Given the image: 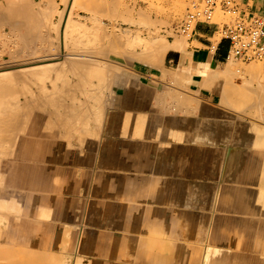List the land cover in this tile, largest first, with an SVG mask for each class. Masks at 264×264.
<instances>
[{
	"label": "crops",
	"instance_id": "1",
	"mask_svg": "<svg viewBox=\"0 0 264 264\" xmlns=\"http://www.w3.org/2000/svg\"><path fill=\"white\" fill-rule=\"evenodd\" d=\"M234 1L240 19L264 23V0ZM30 10L21 25L35 33ZM216 33L197 24L161 71L129 68L98 130H70L31 102L8 178L18 247L67 263L50 252L82 264H264V113L238 116L198 74L230 59Z\"/></svg>",
	"mask_w": 264,
	"mask_h": 264
},
{
	"label": "rangeland",
	"instance_id": "2",
	"mask_svg": "<svg viewBox=\"0 0 264 264\" xmlns=\"http://www.w3.org/2000/svg\"><path fill=\"white\" fill-rule=\"evenodd\" d=\"M38 1L39 0H36V2ZM91 1H95V2H91ZM182 1H184L183 13L180 17H177L175 19H172L171 16H168L172 11L173 0H171L169 3L163 6L164 10L162 9V13L163 15L167 14V20H168L167 23L169 24L168 30H173L174 32L172 33L174 36L167 37L168 41H172V39L174 38L185 37L186 40L190 38V34L188 35L180 34L177 28L184 19L185 15L188 13V11L192 10L191 8H193V6L197 4L198 0H182ZM156 2L157 0L156 1L154 0H72L70 10L68 11L70 0L66 2V5L63 4L62 0H52V7L54 8L56 14H52L49 17V21H50L49 23L50 25L57 24L59 26L58 35H57L59 37L58 42H56V40L54 41L56 34L52 30L47 31L42 29L39 33L36 34V33H31V30L27 29L25 25H21L19 26L18 30L14 33L9 30L8 26L0 24V43L3 45L4 48L0 52V72H1L0 78L1 77L3 78L5 76L8 77V79L4 82L6 87L0 89V97H2V95L4 96L2 97L3 98L2 101H0V117L2 115L6 117V119L9 121L8 126L11 127L19 126V128L16 129L13 128L14 130L11 129L13 130V132L8 131L6 135L0 136V208L4 210L3 211L0 209L1 211H3L2 213H0V217L4 219L3 224L0 226V264H15V263L35 264L38 263L39 260H42L41 257L38 255L39 252H43L42 250L18 247L14 242L15 220L17 215L16 199L10 193L9 185H8V181H9L8 178L11 173V165H12L11 148L12 146L16 145L19 131L23 129V126L26 124L27 120L29 119L30 115L33 112L32 109L33 106L31 102L34 101V100L28 101V99L25 100V98L28 95L30 96V94L26 95L24 94V91H21L22 89H18V88H21L22 84L31 85L32 87L30 89L33 92V96L35 95L34 98L37 99L38 103H40L39 106L35 104L36 106L34 105L35 106L34 109H36V111L41 112V114L43 115H47L49 113L51 114V112L56 111L55 114L56 121L57 122L62 121L63 123L65 122V124H67L68 129L76 130L77 132H84L93 126L94 129L98 130L100 125L102 124L103 112H106L108 103L111 102V98L113 96V93L115 92L114 90L116 89V85L126 86L127 74H128L127 70H129V68L148 69V67L143 64L137 63L131 59H128L129 61H127L125 58H122L117 55L109 54L108 59L102 60L103 56L96 54L93 56L96 57L98 61L97 62L98 70L94 73L97 76L93 75L92 78L85 79L84 77H82V75H80V73L76 69L69 66L68 70H65L66 73H64V76L66 77L64 79L62 80L55 79L57 75H61V73L59 72L61 64L64 61L68 60V56H67L68 51L65 50L64 52H62L61 47L59 46L60 44L59 39L61 36V30L63 28V22L65 18L75 19L83 22V25L86 28H89L92 26L93 20H100L101 22H103V25L106 26V32L103 35L106 34L110 35L109 42H110V46H112L115 45V43L117 42L115 38V30H116L115 28L119 29L123 27V28L134 29V26L129 27L127 26L126 22L123 21L124 17H126V13L131 12L132 17L136 18L135 13L138 10L150 9L153 12H155L156 10L155 8H157L155 7ZM158 2L156 6H158L159 4ZM149 5L151 6L149 7ZM66 12H68L67 15ZM152 17L153 20H155L154 14L152 15ZM235 20H236L235 17L230 16L228 14H224L220 11L215 12L213 21L218 27L219 31L212 39L214 44L217 43L221 38L220 29L222 28V26L226 24L227 25L233 24ZM5 28L8 29L6 30L7 32L4 31ZM23 32H25V34H23ZM56 45H58V48L55 47ZM39 59L40 60L42 59V61H39ZM230 60L238 65L240 71H244L245 67L249 65H255L256 67H260L264 71V62L258 60H252L250 62H242L240 60H236L233 58H230ZM127 62H129V64ZM33 65H35L34 67H36L33 68L34 70L35 69L38 70L40 66H47V68H51L55 70L52 72H47L44 75L47 76L48 79H44L40 81L38 79L32 78L30 80H25V82H21L22 79L21 77L23 76V73H27V71H31L32 70L31 66ZM102 83L109 84V87L112 90L109 96L107 97L106 101L103 102H101V97H100L101 95L100 93H102V91L100 92L99 86H97ZM54 84H58L59 86L56 87H58L59 89L63 88L62 85L60 84L73 86L72 88H70L69 92L70 94H73L75 92L76 96L78 97V99L75 98V100H77V102L80 101L82 105H85L84 103H86L85 92H88L89 90H93L94 88L96 89V87H98L99 92L98 93L96 92L94 94L92 100H93L94 108L96 106V103L97 105H99V107H101V112H100L101 119L94 120L92 114L93 112H92L89 117L87 118L84 117L81 120L82 126L76 122L75 124L72 123L70 119L66 120L67 118L65 117L66 114H63V112H61L60 110H54V108H50L53 106L50 105V101H48V99L50 100L52 96H49L48 98L45 95L47 93H49L50 95L49 91H51L52 89L51 85ZM60 98H61L60 100H58L59 98H56V100L57 101L63 100V102H65L69 107L70 100H67V98L65 100L64 96L63 99L62 97ZM56 100L55 102H57ZM47 102L49 103L45 104ZM87 106H89V104H87ZM52 109L54 111H52ZM263 110H264V104H263ZM57 112L58 113L61 112L62 114L60 113L59 115H57L58 114ZM60 115L61 116L63 115L62 117H64L65 119L64 120H62V118L60 119L59 117ZM238 116H245V114L241 113ZM52 117L54 116L52 115ZM97 120H99V122L95 124ZM0 134H2V131H0ZM29 250H34V251H29ZM36 251L39 252L36 253ZM50 253L63 255L65 259L68 261V264H82V262H79L80 261L79 259H74L65 256L61 252H50ZM26 257H29L30 259L36 258L35 259L36 262L35 261L33 262V259L32 261L29 260V262H26L28 260V259L26 260Z\"/></svg>",
	"mask_w": 264,
	"mask_h": 264
},
{
	"label": "bare ground",
	"instance_id": "3",
	"mask_svg": "<svg viewBox=\"0 0 264 264\" xmlns=\"http://www.w3.org/2000/svg\"><path fill=\"white\" fill-rule=\"evenodd\" d=\"M170 1L171 0H157V2L159 3L158 6H156L157 2L155 4V7L157 8L153 6L156 9L155 12L150 9L138 10L135 13L136 18L132 17L131 12L126 13V17H124L123 21H125L127 26L129 27L134 26V29L123 27L119 29L115 28V38L117 42L112 46H110L109 42L110 35H103L106 32V26H104L103 22H101L100 20H93L92 26L86 28L83 25V22L79 20L65 18L63 22V28L61 30V36L59 39V46L61 47L62 52H64L65 50L68 51V60L64 61L61 64V67L59 69L61 75H57L55 79H64L66 77L64 76V73H66L65 70H68L69 66L76 69L85 79L92 78L93 75H96L94 73L98 70L97 58L93 56L96 54L102 55V60L108 59L109 54L117 55L125 58L127 61H129L128 59H131L137 63L146 65L151 69H157L161 71V66L167 52L170 50L183 49L186 43L185 37L174 38L172 39V41L167 40V37L174 36L172 34L174 32L173 30H168L169 24L167 23V14L163 15L162 9L164 10L163 6ZM62 2L64 5H66V2H68V0H62ZM71 2L72 0H70L68 11L70 10ZM183 2L184 1L182 0H173L172 11L168 16H171L172 19L180 17L183 13ZM151 5H149V7ZM17 7H19V10H17ZM33 7L36 8L33 20L35 33H39L42 29L47 31L52 30L56 34L54 41L56 40V42H58L59 37L57 35L59 26L57 24L50 25L49 23V17L52 14H56L54 8L52 7V0H40L36 3L32 2L31 0H2V2H0V24L8 25L10 27V31L14 33L16 32L18 27L21 26V23L23 21L26 22V27L30 26L32 22L30 24L29 12ZM153 14L155 20H153ZM55 47L58 48V45H56ZM3 49V45L0 43V52ZM39 61H42V59H39ZM34 66L35 65L31 66L33 71L31 70L27 71V73H23L21 82H25V80H30L32 78L38 79L40 81L48 79V77L44 75L47 72H52L55 70L47 68V66H40L38 70H34L33 68H36ZM198 74H206V76L209 77L211 83L217 82L218 85H220L218 93L221 95V102L222 104H224V106L240 113L244 112L249 115L256 113L260 116L263 115L264 71L260 67L252 65L249 70L240 71L238 65L229 59L220 73H209L205 66L198 72ZM0 79L1 89L6 87L4 82L8 79V77L5 76L3 78L1 77ZM60 85H62V89L56 87L59 86L58 84L51 85L52 89L51 91H49L50 95L49 93L45 94L48 98L49 96H52V100L48 99V101H50V105L53 106L50 108H54V110H60L61 112H63V114L67 115H65V117H67L66 120L70 119V121L74 124L76 122L81 125V120L84 117H89L92 112L94 120L101 119V107H99V105H97L96 103V106L94 108L92 98L96 92H99V89L100 92L102 91V93H105L107 90L105 94L100 93L101 102L106 101L107 97L112 91L109 87V84L102 83L97 85L99 86V89L98 87H96V89L94 88L93 90L85 92V105H82L80 101L77 102V100H75V98L78 99L75 92L73 94H70V88H72L73 86L65 84ZM31 87V85L22 84L21 88H18L22 89L21 91H24V94L26 95L30 94V96H27L28 98H25V100L28 99V101H33L35 99V95L33 96V92L30 89ZM53 96L55 100L56 98H59L58 100H60V97H62L63 99V96L65 100L66 98L67 100H70L69 107L65 102H63V100H56L59 103L58 105V103L55 102ZM2 97L4 96L2 95ZM2 97H0V101H2ZM48 103L49 102L45 104ZM87 104H89L90 107L87 106ZM54 110L52 109V111ZM61 112H57V115H59ZM55 114L56 111L51 112V115L54 116ZM62 116L60 115L59 117L60 119L62 118V120H64L65 118ZM8 122L9 121L4 115L0 117V131H2V134H0V136L6 135L8 131L13 132L14 129L19 128V126H8ZM98 122L99 120H97L95 124H97ZM3 211H1L0 213H2ZM1 225L2 222L0 221V226ZM38 256H40L42 259L39 260V264H68L65 263V260L63 258H59L46 252H39ZM32 259L34 262L36 258ZM32 259L26 257V262H29V260L32 261Z\"/></svg>",
	"mask_w": 264,
	"mask_h": 264
},
{
	"label": "built area",
	"instance_id": "4",
	"mask_svg": "<svg viewBox=\"0 0 264 264\" xmlns=\"http://www.w3.org/2000/svg\"><path fill=\"white\" fill-rule=\"evenodd\" d=\"M216 11L236 18L233 24L220 29V39L229 42L228 56L242 62H264V23L254 17L240 19L234 0H198L178 26V32L191 35L197 24L216 25L213 21Z\"/></svg>",
	"mask_w": 264,
	"mask_h": 264
}]
</instances>
